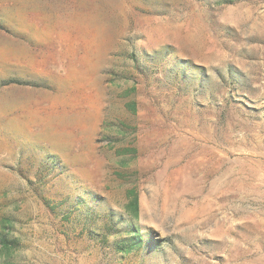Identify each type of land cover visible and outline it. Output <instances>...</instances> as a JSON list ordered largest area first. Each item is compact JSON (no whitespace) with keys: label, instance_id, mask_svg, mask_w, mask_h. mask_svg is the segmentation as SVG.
<instances>
[{"label":"rangeland","instance_id":"1","mask_svg":"<svg viewBox=\"0 0 264 264\" xmlns=\"http://www.w3.org/2000/svg\"><path fill=\"white\" fill-rule=\"evenodd\" d=\"M0 264H264V0H0Z\"/></svg>","mask_w":264,"mask_h":264},{"label":"trees","instance_id":"2","mask_svg":"<svg viewBox=\"0 0 264 264\" xmlns=\"http://www.w3.org/2000/svg\"><path fill=\"white\" fill-rule=\"evenodd\" d=\"M45 202H46V201H45ZM46 203H47V202H46ZM132 204H133V209L136 211V208H137V201H136V198L133 199ZM49 208H50V210H51L52 212H54V210H53L52 207L49 206ZM63 215H64V214H63V211L61 210V216H63Z\"/></svg>","mask_w":264,"mask_h":264}]
</instances>
